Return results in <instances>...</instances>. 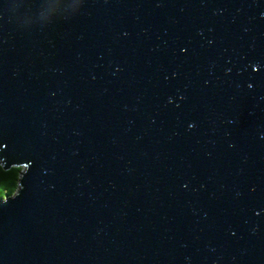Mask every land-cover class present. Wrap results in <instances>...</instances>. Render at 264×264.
Masks as SVG:
<instances>
[{"label": "water", "instance_id": "obj_1", "mask_svg": "<svg viewBox=\"0 0 264 264\" xmlns=\"http://www.w3.org/2000/svg\"><path fill=\"white\" fill-rule=\"evenodd\" d=\"M0 264H264V0H0Z\"/></svg>", "mask_w": 264, "mask_h": 264}, {"label": "trees", "instance_id": "obj_2", "mask_svg": "<svg viewBox=\"0 0 264 264\" xmlns=\"http://www.w3.org/2000/svg\"><path fill=\"white\" fill-rule=\"evenodd\" d=\"M20 167H10L3 169L0 166V198L11 195L19 177Z\"/></svg>", "mask_w": 264, "mask_h": 264}]
</instances>
